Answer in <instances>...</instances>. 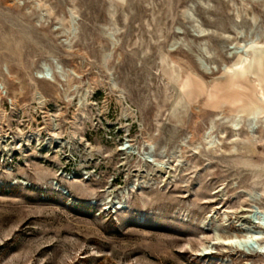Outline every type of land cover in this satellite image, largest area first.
<instances>
[{"label": "rangeland", "instance_id": "1", "mask_svg": "<svg viewBox=\"0 0 264 264\" xmlns=\"http://www.w3.org/2000/svg\"><path fill=\"white\" fill-rule=\"evenodd\" d=\"M1 85L0 264H264V0H0Z\"/></svg>", "mask_w": 264, "mask_h": 264}, {"label": "bare ground", "instance_id": "2", "mask_svg": "<svg viewBox=\"0 0 264 264\" xmlns=\"http://www.w3.org/2000/svg\"><path fill=\"white\" fill-rule=\"evenodd\" d=\"M20 3H22V2H20ZM40 20H44L42 17L40 18ZM39 20V21H40ZM77 32V31H76ZM47 67H42L41 69V72L42 73H45V69H46ZM48 69V68H47ZM47 72H51V70L50 69H48L47 70ZM52 82L53 83H55V82H57L56 80V78H55V76L54 75H52ZM20 94V92H17L16 93V98H15V102H17L16 100H17V97H18V95ZM38 101H39V103L41 104V105H44V104H46V99L45 98H43V96L42 97H39L38 98ZM196 108H198V106L196 107ZM191 132H192V130H191ZM195 135L193 134V132H192V135H191V138L192 139H194L195 137H194ZM202 136L203 137H206V133H203L202 134ZM209 136H210V134H209ZM207 138V137H206ZM207 140V139H206ZM209 140H211V139H209ZM186 141V140H185ZM208 141V140H207ZM212 143L213 142H211V145H212ZM183 145V144H182ZM187 145V144H186ZM208 145H209V143H208ZM189 146V145H188ZM210 146V145H209ZM186 147V146H185ZM210 147H212V146H210ZM210 147H208V148H210ZM185 151V150H184ZM256 224V223H255ZM243 226H244V224L243 223H241L240 224V227H242V234H236V233H233V234H229V236H225L224 237V239H223V243L224 244H226V245H229V244H231V245H233V244H235V243H242V244H244V243H246V242H249L250 240H258V239H260L261 237H262V232L261 231H258V230H256V229H254V227L255 226H246V227H244L243 228ZM256 247V246H255ZM257 248V247H256ZM252 250V249H251ZM255 253H261V254H264V245H262V244H260L259 245V247H258V249L257 250H253Z\"/></svg>", "mask_w": 264, "mask_h": 264}, {"label": "built area", "instance_id": "3", "mask_svg": "<svg viewBox=\"0 0 264 264\" xmlns=\"http://www.w3.org/2000/svg\"><path fill=\"white\" fill-rule=\"evenodd\" d=\"M47 68L45 69V73H42L41 75H39V77H40V79H42V80H46V81H48V82H52V75H53V73H52V71L51 72H47ZM0 96L1 97H8V91H7V89L3 86V85H1L0 86ZM43 96V98H45L46 99V104H44V105H41L40 103H39V101H38V98L39 97H42ZM47 101H48V98L46 97V95L42 92V91H40V90H37L36 91V93H35V101H34V110H35V113H45V108L47 107ZM10 102H13V100L12 99H10L9 98V103ZM39 116V115H38ZM38 124H41V126H43L42 125V123H40V122H37V125ZM43 127H38V129L39 130H41ZM38 129H36V130H38Z\"/></svg>", "mask_w": 264, "mask_h": 264}, {"label": "water", "instance_id": "4", "mask_svg": "<svg viewBox=\"0 0 264 264\" xmlns=\"http://www.w3.org/2000/svg\"><path fill=\"white\" fill-rule=\"evenodd\" d=\"M248 244L250 245H254V246H256V247H258L257 246V244H256V242L254 241V240H250L249 242H248ZM239 246H240V244H238ZM237 246V245H236Z\"/></svg>", "mask_w": 264, "mask_h": 264}]
</instances>
